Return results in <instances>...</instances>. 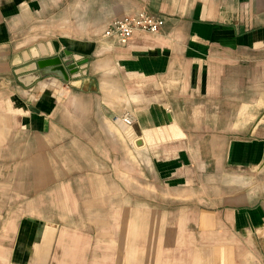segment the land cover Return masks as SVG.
I'll list each match as a JSON object with an SVG mask.
<instances>
[{"label":"crops","instance_id":"1","mask_svg":"<svg viewBox=\"0 0 264 264\" xmlns=\"http://www.w3.org/2000/svg\"><path fill=\"white\" fill-rule=\"evenodd\" d=\"M0 264H264V0H0Z\"/></svg>","mask_w":264,"mask_h":264},{"label":"built area","instance_id":"2","mask_svg":"<svg viewBox=\"0 0 264 264\" xmlns=\"http://www.w3.org/2000/svg\"><path fill=\"white\" fill-rule=\"evenodd\" d=\"M163 25L162 18L150 14L145 8L132 15H124L113 19L103 36L116 45H126L129 38L137 32L158 34ZM120 119L126 125L134 122L129 113H123Z\"/></svg>","mask_w":264,"mask_h":264},{"label":"water","instance_id":"3","mask_svg":"<svg viewBox=\"0 0 264 264\" xmlns=\"http://www.w3.org/2000/svg\"><path fill=\"white\" fill-rule=\"evenodd\" d=\"M66 58L64 57L63 62L65 63L67 70H69L71 72V74H74L77 72V68H76V64H74L76 62H79V57H75V59H71V52L70 51H66ZM59 74V73H57Z\"/></svg>","mask_w":264,"mask_h":264},{"label":"rangeland","instance_id":"4","mask_svg":"<svg viewBox=\"0 0 264 264\" xmlns=\"http://www.w3.org/2000/svg\"><path fill=\"white\" fill-rule=\"evenodd\" d=\"M2 76H3V74H2Z\"/></svg>","mask_w":264,"mask_h":264}]
</instances>
